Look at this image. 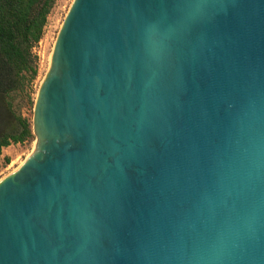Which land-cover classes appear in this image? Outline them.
<instances>
[{"label":"water","instance_id":"95a60500","mask_svg":"<svg viewBox=\"0 0 264 264\" xmlns=\"http://www.w3.org/2000/svg\"><path fill=\"white\" fill-rule=\"evenodd\" d=\"M0 180V264H264V0H74Z\"/></svg>","mask_w":264,"mask_h":264},{"label":"trees","instance_id":"16d2710c","mask_svg":"<svg viewBox=\"0 0 264 264\" xmlns=\"http://www.w3.org/2000/svg\"><path fill=\"white\" fill-rule=\"evenodd\" d=\"M56 0H0V93L9 97L27 73L38 75L34 48L41 41ZM10 107L12 102H6ZM0 129V156L4 147L33 136L31 122L22 115Z\"/></svg>","mask_w":264,"mask_h":264},{"label":"rangeland","instance_id":"374dc122","mask_svg":"<svg viewBox=\"0 0 264 264\" xmlns=\"http://www.w3.org/2000/svg\"><path fill=\"white\" fill-rule=\"evenodd\" d=\"M74 0H56V3L48 16V22L44 30L41 41L34 48V53L38 56V75L31 82L27 73L18 82L9 97L0 93V129L13 121L14 115H22L27 118L32 125L36 98L41 83L46 76L52 62L54 47L64 19ZM6 102H12L11 107ZM38 143L37 135L33 131V136L23 143H12L4 147L0 156V180L15 172L36 150ZM16 169V170H15Z\"/></svg>","mask_w":264,"mask_h":264},{"label":"bare ground","instance_id":"6f19581e","mask_svg":"<svg viewBox=\"0 0 264 264\" xmlns=\"http://www.w3.org/2000/svg\"><path fill=\"white\" fill-rule=\"evenodd\" d=\"M37 145H38V143L36 144V149H37ZM35 151H36V150H35ZM35 151H34V152H35ZM34 152H33V153H34ZM33 153H32V154H33ZM32 154H31V155H32ZM31 155H30V156H31ZM28 158H29V157H28ZM24 162H25V161H24ZM23 164H24V163H23ZM15 170H16V169H15ZM17 170H18V169H17Z\"/></svg>","mask_w":264,"mask_h":264}]
</instances>
